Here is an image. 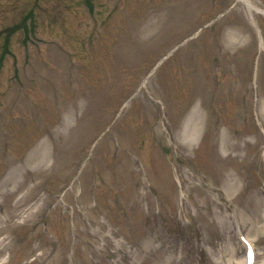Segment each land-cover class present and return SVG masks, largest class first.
<instances>
[{
	"label": "rangeland",
	"instance_id": "374dc122",
	"mask_svg": "<svg viewBox=\"0 0 264 264\" xmlns=\"http://www.w3.org/2000/svg\"><path fill=\"white\" fill-rule=\"evenodd\" d=\"M248 1L0 0V264H264Z\"/></svg>",
	"mask_w": 264,
	"mask_h": 264
},
{
	"label": "bare ground",
	"instance_id": "6f19581e",
	"mask_svg": "<svg viewBox=\"0 0 264 264\" xmlns=\"http://www.w3.org/2000/svg\"><path fill=\"white\" fill-rule=\"evenodd\" d=\"M240 1L245 2L250 7V9H252L253 6L249 3L248 0H240ZM185 137L188 138L187 139L189 141L188 143L191 145L192 141L194 142L197 138V130L196 129L195 130H187ZM228 150H234L233 144L228 146ZM233 187H235V186H233ZM244 264H246V261H244Z\"/></svg>",
	"mask_w": 264,
	"mask_h": 264
}]
</instances>
